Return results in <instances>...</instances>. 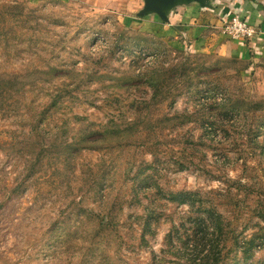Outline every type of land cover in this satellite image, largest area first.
I'll return each instance as SVG.
<instances>
[{
    "label": "rangeland",
    "instance_id": "rangeland-1",
    "mask_svg": "<svg viewBox=\"0 0 264 264\" xmlns=\"http://www.w3.org/2000/svg\"><path fill=\"white\" fill-rule=\"evenodd\" d=\"M170 3L0 0V264H264V50Z\"/></svg>",
    "mask_w": 264,
    "mask_h": 264
},
{
    "label": "crops",
    "instance_id": "crops-1",
    "mask_svg": "<svg viewBox=\"0 0 264 264\" xmlns=\"http://www.w3.org/2000/svg\"><path fill=\"white\" fill-rule=\"evenodd\" d=\"M184 22L195 25V31L200 28L218 29L222 20L232 13L236 17H244L258 25L259 35L252 41H234L228 39L224 47L228 48L230 54L238 59L247 61H258L257 56L264 50V0H182L177 1L173 8ZM258 23V24H257Z\"/></svg>",
    "mask_w": 264,
    "mask_h": 264
},
{
    "label": "trees",
    "instance_id": "trees-1",
    "mask_svg": "<svg viewBox=\"0 0 264 264\" xmlns=\"http://www.w3.org/2000/svg\"><path fill=\"white\" fill-rule=\"evenodd\" d=\"M173 201L177 204H190L192 207V211L195 213H199L204 215L203 219H197L193 223L195 224L196 227L192 228L191 231H188L186 233V238H192L193 243L191 244L189 240H184L185 241V247L189 248L191 246H196L200 242L203 241V238L199 237V233L203 232H210L213 237V242L215 239L221 236H225L227 238L228 235V227L227 225L222 221L221 217L217 216L215 211L213 209L207 208L204 211H197L196 206L200 208H206L204 207V201H202L199 197L198 194H192V193H181L178 196L173 197ZM192 222V221H191ZM146 228L150 229L151 228V222H149L145 225ZM202 228H205L202 229ZM174 231L178 233L176 228H174ZM181 239L178 238L177 241ZM183 240V239H181ZM209 240V239H208ZM206 240V241H208ZM170 242H173L172 237L170 236ZM217 258L215 257L214 259V264H220L222 261V253L217 254ZM209 262V257L206 256L204 258V261Z\"/></svg>",
    "mask_w": 264,
    "mask_h": 264
},
{
    "label": "built area",
    "instance_id": "built-area-1",
    "mask_svg": "<svg viewBox=\"0 0 264 264\" xmlns=\"http://www.w3.org/2000/svg\"><path fill=\"white\" fill-rule=\"evenodd\" d=\"M227 17L225 24V31L235 41H252L259 35L258 27L251 20L244 17Z\"/></svg>",
    "mask_w": 264,
    "mask_h": 264
},
{
    "label": "water",
    "instance_id": "water-1",
    "mask_svg": "<svg viewBox=\"0 0 264 264\" xmlns=\"http://www.w3.org/2000/svg\"><path fill=\"white\" fill-rule=\"evenodd\" d=\"M166 1H168V0H166ZM169 1H171L170 6L173 8V5H174L177 1H182V0H169ZM160 15H162V13H161Z\"/></svg>",
    "mask_w": 264,
    "mask_h": 264
}]
</instances>
